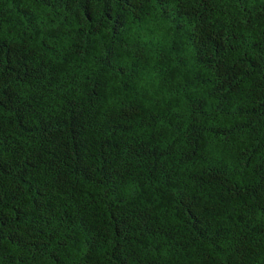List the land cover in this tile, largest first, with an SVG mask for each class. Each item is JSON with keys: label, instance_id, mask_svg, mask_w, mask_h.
I'll list each match as a JSON object with an SVG mask.
<instances>
[{"label": "trees", "instance_id": "trees-1", "mask_svg": "<svg viewBox=\"0 0 264 264\" xmlns=\"http://www.w3.org/2000/svg\"><path fill=\"white\" fill-rule=\"evenodd\" d=\"M0 264H264V0H0Z\"/></svg>", "mask_w": 264, "mask_h": 264}]
</instances>
